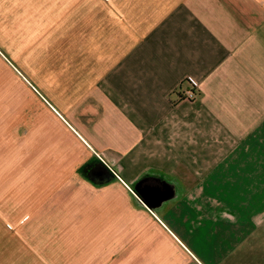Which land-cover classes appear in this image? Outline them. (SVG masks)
Instances as JSON below:
<instances>
[{"label": "crops", "instance_id": "0c3cea01", "mask_svg": "<svg viewBox=\"0 0 264 264\" xmlns=\"http://www.w3.org/2000/svg\"><path fill=\"white\" fill-rule=\"evenodd\" d=\"M9 77L94 186L174 185L96 223V264H264V0H0V117Z\"/></svg>", "mask_w": 264, "mask_h": 264}, {"label": "rangeland", "instance_id": "374dc122", "mask_svg": "<svg viewBox=\"0 0 264 264\" xmlns=\"http://www.w3.org/2000/svg\"><path fill=\"white\" fill-rule=\"evenodd\" d=\"M1 89L7 111L0 117V201L8 241L0 245V264H96L103 249L95 244L96 223L130 220L139 232L153 221L133 187L94 186L69 163L73 158L63 159V132L29 87L9 77Z\"/></svg>", "mask_w": 264, "mask_h": 264}, {"label": "water", "instance_id": "95a60500", "mask_svg": "<svg viewBox=\"0 0 264 264\" xmlns=\"http://www.w3.org/2000/svg\"><path fill=\"white\" fill-rule=\"evenodd\" d=\"M113 177L114 175L111 171H106L105 173L96 172L93 176V181L97 185H102L110 182ZM133 191L137 200L151 211L175 195L174 185L167 181H159V184H147L143 183V180H139L134 184Z\"/></svg>", "mask_w": 264, "mask_h": 264}, {"label": "flooded vegetation", "instance_id": "af4514ba", "mask_svg": "<svg viewBox=\"0 0 264 264\" xmlns=\"http://www.w3.org/2000/svg\"><path fill=\"white\" fill-rule=\"evenodd\" d=\"M106 171H110L109 169H106L104 167H97L96 172H101V173H105ZM143 183H147V184H159V181H157V183L152 182V181H148V180H144Z\"/></svg>", "mask_w": 264, "mask_h": 264}, {"label": "built area", "instance_id": "2783aa9c", "mask_svg": "<svg viewBox=\"0 0 264 264\" xmlns=\"http://www.w3.org/2000/svg\"><path fill=\"white\" fill-rule=\"evenodd\" d=\"M185 96L189 99H193L195 97L196 92L194 90H187L184 92Z\"/></svg>", "mask_w": 264, "mask_h": 264}]
</instances>
